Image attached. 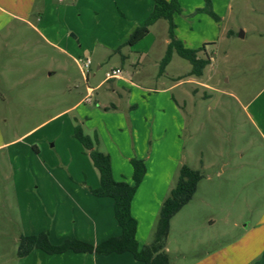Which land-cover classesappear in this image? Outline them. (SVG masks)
<instances>
[{
    "label": "rangeland",
    "instance_id": "374dc122",
    "mask_svg": "<svg viewBox=\"0 0 264 264\" xmlns=\"http://www.w3.org/2000/svg\"><path fill=\"white\" fill-rule=\"evenodd\" d=\"M75 2H52L53 10L47 15V21L53 22L57 30L64 28L67 38L74 42L77 52L72 55L75 57L45 44L19 20L10 18L9 24L0 31V130L5 140L23 136L18 143L21 162L11 161L7 149L0 151V264H15L18 250L23 210L19 202L21 196L13 184L14 173L44 170L25 154L26 144L33 138H40L58 159L57 164H52L45 153L41 159L46 170H67L72 157L69 155L62 163L57 153L64 148L62 142L67 139L68 131L62 129L63 138L57 147H52L58 136L53 125H64L68 118L73 121L79 111L74 110L60 119L56 117L53 119L56 123H50L51 120L25 133L80 101L86 96L88 86L96 87L116 66L123 68L124 77L140 86L133 89L131 102L135 105L134 126L151 128L155 124L160 134L165 128L168 130L167 137L155 145L151 146L150 142L141 145L147 155L152 154V159L146 163L147 170L174 172V185L183 164L204 174L192 200L171 221L168 237L171 259L186 264L216 251L219 263L264 264V0H226L230 10L222 22L215 25L209 17L217 38L209 46L212 63L201 80L212 88L198 87L195 95L191 91L194 86H185L193 100L188 105L190 127L181 131L180 139L172 130L179 121L174 118V108L164 95H157L164 108L158 113L154 111V98L147 103L142 101L153 96V92L145 88L163 84L154 78L160 65L155 61L165 49L167 21L159 23L154 30L155 44L149 57H141L137 64L141 55L130 52L129 37L122 36L120 40L121 33L137 27L139 19L126 10L125 2L80 0L78 5ZM187 4L186 9L190 7ZM42 5L39 1L35 7L40 10ZM59 7L64 8L62 16L58 15ZM229 30L231 34L227 36ZM241 32L244 37L239 36ZM109 34L119 38L115 48L99 44L111 42ZM122 54L130 55V60L122 59ZM75 58L91 59V72L97 75H90L87 80ZM168 69L171 74L184 73L191 69V64L176 55ZM115 82H108L96 90L92 99L99 93L101 104L105 100L112 101L121 111H110L108 117L100 115L93 122H98L101 128L107 121L110 130L126 124L128 135L115 132L114 136L129 151L133 149L130 120L126 118L127 100L125 97L124 101L120 93L122 95L130 87L120 84L119 93L112 89ZM179 90L174 94L183 98L186 94L182 90L180 96ZM104 94L108 100L103 98ZM95 107L100 108V105ZM149 111L156 113L149 116ZM95 129L86 130L92 136H99ZM33 133L35 135L30 137ZM144 133H136L140 141ZM164 153H171L175 162H166Z\"/></svg>",
    "mask_w": 264,
    "mask_h": 264
},
{
    "label": "crops",
    "instance_id": "0c3cea01",
    "mask_svg": "<svg viewBox=\"0 0 264 264\" xmlns=\"http://www.w3.org/2000/svg\"><path fill=\"white\" fill-rule=\"evenodd\" d=\"M42 2V9L38 10L35 7L36 2ZM51 1V2H50ZM61 0H0V31L1 28L5 27L11 19L19 20L29 26L31 31L39 37V40L44 42L51 47L59 49L62 53L69 55L70 57H75L72 55L77 50L75 48L74 42H72L65 35V30H57L54 27L53 22L51 24L47 21L49 10H53L52 2ZM80 0H76L75 4L78 5ZM125 2L124 6L129 13H133L138 19V25L141 26L145 23V20L151 14L154 1L153 0H115V2ZM182 6V13L174 15V21L176 24L175 34L178 39H180L184 45L192 49H202L198 55L204 57L208 53L210 44H214L217 38V31L215 26L212 24V20L207 13L196 12L197 9L203 8L205 6V0H179ZM228 1V0H227ZM189 3L190 7L186 9L185 4ZM52 6V8H50ZM212 6L214 12L220 17V21H215V25H219L225 14H228L230 10V5L226 0H212ZM58 15L62 16V11L64 8H58ZM57 15V16H58ZM209 17L212 19L209 20ZM34 18L32 21L31 19ZM9 20V21H8ZM166 21L165 19H160L150 26L149 33L137 42L135 45L130 46V52L139 53L141 56L138 58L137 64H139L141 57H149L155 44L154 30L158 27L159 23ZM168 23V22H167ZM166 27V40L165 49L163 55L156 59V64L164 57L168 44V25ZM134 27H132L133 29ZM136 28V27H135ZM134 28V29H135ZM132 29H125L120 36V40L134 31ZM224 32H222L223 34ZM221 34V35H222ZM231 34V30L227 32V36ZM112 37L111 42H100V45L110 46L112 48L116 47V40L119 38L116 35H110ZM116 36V37H115ZM127 37V38H128ZM77 41L80 40L76 36ZM73 52V53H72ZM178 55L174 53L172 59L167 66L164 74L159 73L154 77L157 81L161 80L163 83L161 86H155L154 88H145L153 92V96L148 99H142V101L151 100L154 98V111L161 112L164 108L160 100H158L157 95H164L166 102L172 105L175 112V117L178 122V126L173 127L175 137L180 139L181 131L184 132L190 127L189 118V104L191 103L192 96L191 92L185 86L192 85V93L195 95L198 93V87L204 89L212 88L209 83L202 81L203 77L187 76L191 71H186L179 74H171L168 72V68ZM179 56V55H178ZM75 58L74 60H78ZM122 59L130 60V55L122 54ZM212 60V59H211ZM115 68H123L116 66ZM92 71V70H91ZM88 74L87 80H89L90 75L95 77L97 74L91 72ZM187 76V77H186ZM165 79L164 81H162ZM167 79V80H166ZM116 80L117 82L112 83V89L117 92H121L120 84L128 85L130 88L125 89L122 95L124 101H126V118L130 120V137L132 140V149L125 150L123 145L114 136L117 133H127L128 128L126 124L119 125L116 129H111L107 125V121L101 128L98 122L94 121V118L102 115V117H108L110 111L119 112V106L112 101H104L101 104L98 97L99 93L96 94V98H93L96 90H100L106 83ZM139 85H136L134 81H130L127 77L123 75L120 78H115L108 80L106 77L103 79L96 87H87V94L80 101L63 110L59 114L51 117L50 119L40 123L36 127L30 128L25 134L31 133L38 127L46 124L47 122L53 120L54 118L60 119L62 116L69 114L70 112L76 110L79 111V115L72 119L68 118L67 122L63 125L55 126L56 119L50 123H53V128L57 132L56 135L61 136L62 129L68 131L67 139L62 142V147H64L61 153H57L61 158V162L64 163L69 159V155L72 157L67 170H46V164L42 161L41 157L47 153V160L52 164H57L58 159L51 150H47L43 141L40 138H33L30 142L26 144L25 154L29 156L34 162L38 163L40 167L44 170L40 172L32 171H21L15 172L13 176V184L15 191L21 197H19L20 206H22V216L20 222V235H35L41 232H48L50 240L53 244H62L68 239H79L93 245H96L104 240L120 236L122 233L121 227L118 225L115 215H114V201L110 197H97L91 193V189H95L99 186V173L97 169L91 165L92 161L88 154L85 153L82 144L74 137V128L76 124H80L84 131L91 135L89 132L96 128V132H99V136L95 135L99 139V148L101 151L106 152L111 157L112 171L114 178L116 180H126L131 182L132 180V166L130 160L132 158L144 159L145 162H149L152 159V154H146L145 150L141 145L149 143L151 146L155 145L161 138L165 139L168 134V130H163L161 134L160 129H156L155 124L147 127H136L133 124V114L135 110V105H132L133 89H139ZM89 89H92L90 93ZM179 90V95L182 94V90L185 92V96L179 97L174 94L175 90ZM88 94L91 95V101H86ZM105 99L108 100L106 94L103 95ZM181 96V95H180ZM126 97V100H125ZM132 102V103H131ZM88 104V106H85ZM100 105V108L95 107V105ZM163 108V109H162ZM188 110V111H187ZM156 112L149 111V116L154 115ZM60 116V117H58ZM132 121V122H131ZM145 128V129H144ZM89 131H87V130ZM106 131L110 135L108 137ZM145 132L144 139L140 141V137H137V132ZM37 133V132H36ZM113 135H112V134ZM24 134V135H25ZM35 133L31 134L33 137ZM55 137V142L52 147H57V144L61 138ZM92 136V135H91ZM162 136V137H161ZM19 138H14L11 140L3 139L4 136L0 130V151L7 149V156L11 161L21 162L20 159L22 155L19 153L18 143ZM44 137V136H43ZM46 138L47 134L45 135ZM44 137V138H45ZM43 139V138H42ZM153 148V147H152ZM154 150V149H153ZM152 150V152H153ZM23 153V151H22ZM24 154V155H25ZM166 156V162H175V158L171 153H164ZM20 158V159H19ZM118 165H115V162ZM31 162V161H30ZM75 165V166H73ZM28 166L31 164L28 162ZM73 166V167H72ZM147 166V164H146ZM97 171V172H96ZM174 172L162 171L160 169L154 170L153 172L147 173L138 187L131 205L132 215L137 220V232L136 237L140 245H148L153 240V234L156 226V221L160 208L164 200L168 197L172 188H174ZM22 200V201H20ZM23 204V205H22ZM166 251L171 257V250L166 246ZM184 258V253L181 254ZM220 257L219 252L211 251L207 254L202 255L195 261L186 264H223L219 263ZM15 264H144L138 261L129 252L124 253H112L108 255L92 253H76L73 251H65L61 254H47L39 249L32 251L29 255L15 258ZM171 264H179L176 260L171 259Z\"/></svg>",
    "mask_w": 264,
    "mask_h": 264
},
{
    "label": "trees",
    "instance_id": "16d2710c",
    "mask_svg": "<svg viewBox=\"0 0 264 264\" xmlns=\"http://www.w3.org/2000/svg\"><path fill=\"white\" fill-rule=\"evenodd\" d=\"M153 1L154 7L151 14L143 25L137 26L130 34L127 45H135L149 33L152 24L160 19H165L168 22L169 44L160 61L159 74L165 73L172 55L177 53L191 64V71L187 76L202 77L207 66L212 63V58L208 53L204 57L198 55L200 50L206 52L205 47L200 50L188 48L177 38L174 15L182 13L180 1ZM196 12L207 13L215 21H220V17L213 10L212 0H205V6L197 9ZM74 137L82 144L85 153L89 155L93 166L99 173V186L91 189V193L97 197L113 199L115 219L121 227L122 233L120 236L108 238L96 245L79 239H68L62 244L56 245L51 242L48 232L35 235L22 234L19 237L17 257H25L36 249L47 252V254H61L65 251L95 252L104 255L129 252L136 260L144 264H171V257L166 251L171 221L194 197L199 182L204 178L203 172L192 169L186 164L180 167L177 184L172 188L160 208L152 242L148 245H140L136 237L138 223L132 215L131 205L133 197L147 173L145 160L139 158L130 160L133 170L131 182L116 180L112 171L111 157L108 153L100 150L98 137L87 134L80 124H76L74 128Z\"/></svg>",
    "mask_w": 264,
    "mask_h": 264
},
{
    "label": "built area",
    "instance_id": "2783aa9c",
    "mask_svg": "<svg viewBox=\"0 0 264 264\" xmlns=\"http://www.w3.org/2000/svg\"><path fill=\"white\" fill-rule=\"evenodd\" d=\"M80 60V62H79ZM78 65L80 66V70L81 72L88 77V74L91 71V65H92V61L89 58H85V59H78L77 61ZM123 75V71L120 68H115L112 69L111 71L106 73V78L108 80L111 79H115V78H120ZM90 93L92 92V89H89ZM86 101H91V95L88 94Z\"/></svg>",
    "mask_w": 264,
    "mask_h": 264
},
{
    "label": "water",
    "instance_id": "95a60500",
    "mask_svg": "<svg viewBox=\"0 0 264 264\" xmlns=\"http://www.w3.org/2000/svg\"><path fill=\"white\" fill-rule=\"evenodd\" d=\"M239 36H240V37H244V32H241V33L239 34Z\"/></svg>",
    "mask_w": 264,
    "mask_h": 264
}]
</instances>
